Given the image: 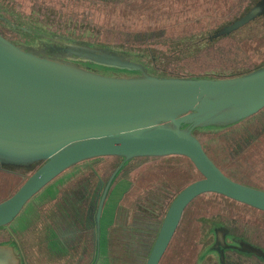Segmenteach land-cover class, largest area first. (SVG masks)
<instances>
[{
  "label": "water",
  "instance_id": "water-1",
  "mask_svg": "<svg viewBox=\"0 0 264 264\" xmlns=\"http://www.w3.org/2000/svg\"><path fill=\"white\" fill-rule=\"evenodd\" d=\"M262 8L264 2L208 38L237 30ZM0 19L26 36L15 41L0 29V168L24 177L0 200V227L59 175L109 157L117 162L96 179L101 180L94 208L97 249L107 198L134 163L147 159L183 156L202 176L175 194L142 264L159 263L185 207L200 194L218 193L264 211V189L227 176L198 136L223 130L264 107V63L231 76L174 75L152 66L154 55L144 61L143 53ZM73 172L56 180L61 184L78 174ZM235 247L220 231L212 251L225 264L224 250ZM0 264H24L15 243H0Z\"/></svg>",
  "mask_w": 264,
  "mask_h": 264
},
{
  "label": "rangeland",
  "instance_id": "rangeland-1",
  "mask_svg": "<svg viewBox=\"0 0 264 264\" xmlns=\"http://www.w3.org/2000/svg\"><path fill=\"white\" fill-rule=\"evenodd\" d=\"M256 1L0 0V16L9 18L15 25L44 28L112 48L115 46L120 50H130L135 54L143 53L144 61L150 59L148 53H151L152 56L154 55L155 64L164 67L170 74L218 77L243 73L264 63V13L231 33L207 40L215 30L242 16ZM0 28L5 36L12 40H24L23 38L26 37L22 34L18 36L17 31L4 20H0ZM84 31H87V34L81 36ZM132 35L138 36L137 40L140 42H133L130 38ZM258 116L264 118V111ZM237 126L239 125L227 130ZM219 132L221 131L200 132L198 136L205 142L207 137ZM216 143H219V147ZM223 143L221 137L220 140L212 143L213 146L208 150L223 169L231 172L230 168H235L234 172L228 173L229 176L243 179L245 182L247 178L264 182V179L259 178L258 168L259 162L264 161L262 136L259 135L254 139L253 144L256 148L251 146L246 151L237 153L234 151L236 148L231 147L232 155L227 160L221 159L228 154L224 149L219 153L212 152V149L219 150ZM116 162L117 160L112 157L91 160L81 163L77 170H73L75 171L73 174L85 173L88 179L96 181L98 177L109 174ZM250 166L257 177L247 174ZM131 167L127 175L117 180L115 184L118 186H115L117 191L107 198L104 210L105 235L110 232L107 230L108 223L113 221L116 211L118 223H124V219L131 222L136 211L149 213V211L161 210L162 216L173 195L186 183L199 177V173L189 159L183 156L147 159L134 163ZM23 178L22 173L0 168V200L12 194ZM56 179L48 184L49 188L45 187L34 195L8 227L10 232L16 235L28 264H73L74 262L66 253L60 255L57 244L50 242L49 233L50 244H48L45 231L47 215L45 209L52 205L45 202L46 198L61 186L60 180ZM160 202L161 206L158 205ZM215 202L209 203L208 207L203 205L197 211L186 212L185 219L182 220L161 264H186L184 256L193 246L195 261L202 255L206 257L202 261L203 264L208 262L206 260L209 256L217 259L212 251L213 247L208 246V241H203L209 236L204 222L207 219L217 221L221 218L220 214L226 212L223 210H228L229 207ZM128 214L130 218L127 217ZM202 217H205V221ZM127 224L123 225L128 229ZM192 225L197 226L193 241L195 230ZM112 231L109 235H112ZM186 231L190 232L186 233ZM119 234L116 232L118 238L116 240L114 236L107 242L104 238L96 264H142L143 259L138 257L136 246H132L131 236L128 237L127 256L125 250L127 232ZM105 249L110 252L111 258L106 254Z\"/></svg>",
  "mask_w": 264,
  "mask_h": 264
},
{
  "label": "flooded vegetation",
  "instance_id": "flooded-vegetation-1",
  "mask_svg": "<svg viewBox=\"0 0 264 264\" xmlns=\"http://www.w3.org/2000/svg\"><path fill=\"white\" fill-rule=\"evenodd\" d=\"M261 2H264V0H257L250 9L254 8ZM245 13H243V15ZM263 13L264 8H262V10L251 20L260 16ZM137 37L138 36L136 35L130 36V38H132V41L135 43L140 42L139 40H137ZM263 111L264 107L257 113L251 115L246 122L239 124V126H237L236 128L223 130L214 136L207 137L205 142L201 141L203 142V148L208 154V156L227 176H229L228 173L231 174V172H234L235 168L231 167V172H228V170L223 169L221 165L214 159L212 154L209 152V147H212V143L217 142V140H220V138L222 137L224 142L222 147L219 150L212 149V152L219 153L222 149H224L228 154L226 157H223L221 159L225 158L226 160L232 155V149L236 148L234 151L237 153H241L246 151L247 148L251 146L256 148V145L253 144L254 139H256L259 135L264 138V118L262 116H258ZM252 118H254V120H251ZM216 146L219 147V143H216ZM259 163V178L264 179V161H262V163ZM191 165L195 168L192 163ZM80 166L81 164L77 165L74 170L78 169ZM72 169H69L68 171L70 172ZM196 171L199 173V177H197L196 179L201 178L202 175L200 174V172L197 169ZM78 174V176L75 175L73 178L63 180L61 182V186L58 188V192L56 194L55 192H53L49 194L48 198H46L47 201L45 202H47V204L51 205L52 203L50 208L45 209V211H47L45 226V231L47 232V240L49 233V240H51L50 242H52L53 244H57L58 248L60 249L58 251L59 253H61L60 255L66 253L68 256L72 257V259L74 260L73 264H92V262L96 260L97 251V260L99 258V253L103 240L106 239L105 241L107 242V240L113 239V236L114 240H116L118 239L116 237V232H118V234L120 232L122 234L123 232L124 234L126 231V255L128 256L129 253L127 250L128 237L131 236V239L133 241L132 246H136L138 257L144 260L147 248L150 244H152L154 240L157 228L160 224L163 215L165 214L166 209L164 210L162 216L161 210L154 212L149 211V213L145 211H136V213L132 216L131 222L128 221V219H124V223L117 222L116 211L113 221L111 223H108L109 226L107 228V230L110 232L113 230L112 235H109L110 232L106 235L103 233V230L105 231L106 228L104 222L105 211H102L100 218L101 222L99 235L100 248L97 249L95 223L96 211H94V208L96 206L98 196L100 194L101 180L95 182L91 179H87V175H84L85 173L82 174L81 172H79ZM247 174L257 177L256 175H254L253 168L251 166L247 170ZM229 177L237 182L245 183L251 186L255 185L254 187L264 189V182H259L258 180L255 181L252 178H247L248 180H246L245 182V180L237 177ZM188 183H186L185 185H187ZM175 194L173 195V197L175 196ZM173 197L171 198V200L173 199ZM171 200L169 201L167 206L170 204ZM215 201L222 204H226L229 208L228 210H223L226 212H223L222 215L220 214L221 218H218L217 221L207 219V223L204 222V224L207 226V233L209 234V236L207 240L204 239L203 241H208V246L213 247V245L215 244L216 234L221 231V233L225 235L226 242L230 243L231 245H236L235 248L224 250L225 264H264V211L257 209L251 205H247L245 203L234 200L230 197L213 192H207L198 195L185 207L179 225L176 228V231L173 234L158 264H161V262L165 258V255L174 239V236L182 220L185 219L186 212L197 211L203 205V207H208L209 203H216ZM58 204H60L61 207L54 208V205ZM158 205L161 206V202ZM91 207L93 209H91ZM122 217L124 218L123 214ZM127 217H129V214ZM51 219L53 220V222H51ZM202 220L205 221V217H202ZM10 223L3 227H0V243H15L16 247L20 251L24 264H26L27 260L24 256V251L22 248H20L21 246L16 235L13 232H10V230L8 229V227L11 225ZM126 223H128V229L127 227H125V225H123ZM123 227H125V229ZM192 227L195 230V234L192 238L193 241L196 235L197 226L192 225ZM189 232L190 231H186V233ZM119 239H121V237ZM49 240L48 244H50ZM218 243L219 242H217L216 244ZM238 243L239 245H237ZM106 254H108L109 258H111L110 252L108 250H106ZM193 257L194 246L192 249L188 250L186 252V255L184 256V259L187 261L186 264L192 263L193 259L195 261V258ZM209 257L213 259L212 256ZM194 261L192 264H194Z\"/></svg>",
  "mask_w": 264,
  "mask_h": 264
},
{
  "label": "trees",
  "instance_id": "trees-1",
  "mask_svg": "<svg viewBox=\"0 0 264 264\" xmlns=\"http://www.w3.org/2000/svg\"><path fill=\"white\" fill-rule=\"evenodd\" d=\"M1 20V19H0ZM2 21V20H1ZM1 29V28H0ZM22 32H25V31H23L22 30ZM87 32V31H86ZM85 31L81 34V36H83V35H85V34H87ZM207 40H212V39H210V38H207ZM140 44V43H139ZM115 47V46H114ZM148 51H150V50H148ZM153 51V50H152ZM148 55H150V56H152V54L151 53H148ZM152 66H154V67H160V66H158L157 64H154V65H152ZM163 69H164V67H163ZM164 71H166L165 69H164ZM167 72V71H166ZM249 118V117H248ZM248 118H246V119H244V120H242V121H240V122H238V123H236V124H234V125H231V126H229V127H227V128H230V127H233V126H236V125H239V124H241V123H243V122H246L247 120H248ZM227 128H225V129H227ZM225 129H223V130H225ZM223 130H220V131H223ZM202 141V140H201ZM203 143V142H202ZM77 166H75V167H73V169L71 170V172L76 168ZM69 172V171H68ZM206 257H204L203 255L202 256H200V257H198L197 259H196V261H194V264H203V260L205 259ZM206 261H208V262H206V263H204V264H207V263H209V264H221V263H219L218 262V260L216 259V260H214V259H212V258H210L209 257V259L208 260H206ZM202 262V263H201Z\"/></svg>",
  "mask_w": 264,
  "mask_h": 264
}]
</instances>
